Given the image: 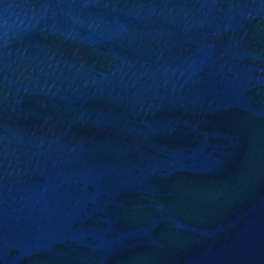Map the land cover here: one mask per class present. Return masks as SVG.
Wrapping results in <instances>:
<instances>
[{
  "label": "water",
  "instance_id": "water-1",
  "mask_svg": "<svg viewBox=\"0 0 264 264\" xmlns=\"http://www.w3.org/2000/svg\"><path fill=\"white\" fill-rule=\"evenodd\" d=\"M0 264H264V0H0Z\"/></svg>",
  "mask_w": 264,
  "mask_h": 264
}]
</instances>
